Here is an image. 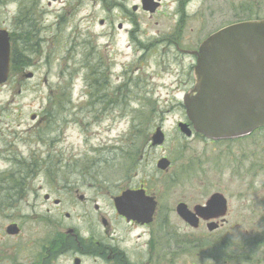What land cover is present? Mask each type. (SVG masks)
Returning <instances> with one entry per match:
<instances>
[{"label": "rangeland", "instance_id": "rangeland-1", "mask_svg": "<svg viewBox=\"0 0 264 264\" xmlns=\"http://www.w3.org/2000/svg\"><path fill=\"white\" fill-rule=\"evenodd\" d=\"M45 1L0 0V27L13 35L26 11V24L38 18L39 8L47 11L40 38L12 39L17 67L0 85V264L30 263L65 226L111 242L114 232L97 226L99 216L111 229L119 226L112 196L126 186H149L168 224H181L176 203L199 201L236 175L247 181L249 199L262 201L261 132L209 142L177 128L185 120L182 96L192 86L194 59L179 53L174 40L180 48L194 47L228 23L263 18L264 0H165L138 22L135 39L144 50L136 53L124 34L102 35L98 10L93 20H81L79 12L56 24L62 4ZM83 2L90 11L91 2ZM23 56L26 66L19 64ZM156 126L165 138L151 146ZM161 156L171 161L165 171L156 167ZM13 184L21 195L5 193ZM9 223L20 231L6 233Z\"/></svg>", "mask_w": 264, "mask_h": 264}, {"label": "flooded vegetation", "instance_id": "flooded-vegetation-1", "mask_svg": "<svg viewBox=\"0 0 264 264\" xmlns=\"http://www.w3.org/2000/svg\"><path fill=\"white\" fill-rule=\"evenodd\" d=\"M89 1L92 8L88 12H84L88 4L83 0H46L45 3L47 6L62 4V15L56 16V24L66 21V18L71 20L79 12L81 20L86 17L93 20L98 10L101 16L97 22L102 28V35L113 38L119 33L124 34L128 42L129 38L132 41L133 52L136 53L137 50H144L141 39L139 43L135 39L139 30L138 22H143L146 14L151 16L159 10L165 0ZM176 1L178 4L181 2ZM37 12L38 18L33 23L26 24L24 20L29 11L18 19V26L14 29L16 35L6 27L0 29H6L10 39H38L41 37L40 24L45 21L43 14L47 11L41 7ZM199 43L194 47L180 48L174 40L175 49L193 59L195 55L191 52L198 48ZM258 133L264 136V128L255 129L239 139L251 138ZM229 179V182H223L211 192L203 194L204 197L199 201H180L186 205V211L192 214V221L185 220L177 212L180 202L176 203L174 211L181 224H168L161 214V198L151 192L149 186L142 183L121 188L112 199L125 189L140 190L144 198H150V202H146L153 206L149 219L142 216L140 220H128L119 214L112 200L114 220L118 223L115 226H119L111 229L112 226L103 216H99L101 223L96 222L102 230L106 228L108 232H114L111 242L93 230L88 229L82 235L73 226H65L53 233L50 241L42 246V254L28 264H83L88 260L92 264H264V198L261 202L257 198L249 199L244 177L236 175L235 181ZM13 185L7 187L5 193L8 196L21 195L20 185ZM48 198V194H44V199ZM60 203V199L54 202ZM94 207L98 210L97 205ZM68 216L66 213L65 217Z\"/></svg>", "mask_w": 264, "mask_h": 264}, {"label": "water", "instance_id": "water-1", "mask_svg": "<svg viewBox=\"0 0 264 264\" xmlns=\"http://www.w3.org/2000/svg\"><path fill=\"white\" fill-rule=\"evenodd\" d=\"M8 52L7 38L0 33V83L8 75ZM195 55L193 86L183 97L193 131L216 140L241 137L264 126V18L218 29L200 43ZM178 126L186 136L191 135L189 124L180 122ZM162 141L158 127L152 144ZM168 164L161 158L157 166L164 169ZM147 200L140 191L126 190L115 203L128 218H147L152 211ZM183 207L180 204L178 211L190 221L191 214ZM6 231L15 234L18 228L9 225Z\"/></svg>", "mask_w": 264, "mask_h": 264}, {"label": "trees", "instance_id": "trees-1", "mask_svg": "<svg viewBox=\"0 0 264 264\" xmlns=\"http://www.w3.org/2000/svg\"><path fill=\"white\" fill-rule=\"evenodd\" d=\"M14 63H15V62H14ZM19 63H20V64H23V63H25V61H24V58H23V57H21V59H20ZM91 67H94V66H91ZM118 91H119V89H114V92L116 93V96H117V94H118Z\"/></svg>", "mask_w": 264, "mask_h": 264}]
</instances>
